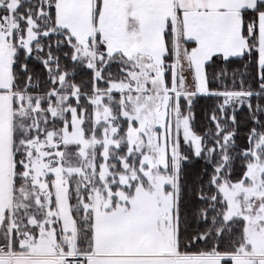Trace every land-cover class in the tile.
Masks as SVG:
<instances>
[{
    "label": "snow or ice",
    "instance_id": "1",
    "mask_svg": "<svg viewBox=\"0 0 264 264\" xmlns=\"http://www.w3.org/2000/svg\"><path fill=\"white\" fill-rule=\"evenodd\" d=\"M0 264H264V0H0Z\"/></svg>",
    "mask_w": 264,
    "mask_h": 264
}]
</instances>
